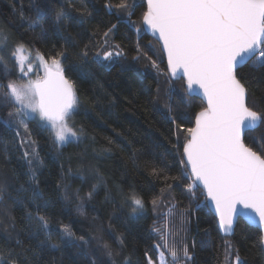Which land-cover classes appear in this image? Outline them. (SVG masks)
Returning a JSON list of instances; mask_svg holds the SVG:
<instances>
[{
	"label": "snow or ice",
	"instance_id": "snow-or-ice-1",
	"mask_svg": "<svg viewBox=\"0 0 264 264\" xmlns=\"http://www.w3.org/2000/svg\"><path fill=\"white\" fill-rule=\"evenodd\" d=\"M142 6L137 0H108L104 7L117 22L93 30L88 42L75 53L80 63L67 66V47L53 46L45 54L34 41L22 37L13 40L10 33L0 29V158L11 163L10 156L19 153L21 168H27L23 173L27 179L14 189L15 198L8 191L11 185L0 186V218H6L0 223L4 233L0 238V264H40L45 251H58L62 246L80 249L88 258L87 264H134V252L127 251L125 233L113 235L111 223L107 230L101 227L89 237L77 236L70 224L62 221L54 226L52 216L46 214L54 200L51 194L46 198L41 187L38 173L45 161L33 130L34 125L46 131L49 145L58 153L68 144L82 142L85 129L73 120L82 104L75 81L66 73L73 72L81 81L91 80V72L85 67L90 55L109 66L127 61L129 50L115 41L121 23L137 33L146 27L157 38L167 70L154 58L151 43L141 45L139 41L131 50L129 66L142 63L145 70L151 68L156 73V95L150 103L156 111L166 108L177 133L184 134L182 154L179 135L174 145L181 156L175 175L168 165L145 164L140 169L133 160L134 167L146 173L151 183H159L158 192L146 200L134 188L121 190L123 204L119 207L127 206L130 217L146 218L149 206L154 216L149 228L155 258L146 248L143 264H191L193 260L182 235L191 213L177 201L178 189L193 209L210 205L224 234H234L241 216L257 224L259 236L253 247L264 255V133L249 136L264 125V108L258 109L257 101L249 104L250 82L240 72L249 61L251 67L264 68V0H146V10L137 22L132 17ZM93 15L87 6L75 7L72 0H67V8L54 10L51 31L63 34L73 24L84 25ZM21 20L30 29L40 28V37H47L49 29L41 21H47L48 15L40 6L35 7L34 16L21 13ZM81 36L80 32L69 33L65 42ZM160 78L166 87H161ZM177 78L184 82L182 102L194 92L203 98L204 106L196 112L194 125L187 128L177 124L178 115H171V98L179 95L174 83ZM164 96L168 99L161 103ZM84 115H88L86 108ZM114 143L108 139L109 146ZM85 173L94 174L97 182L86 193L81 188L72 190L66 181L83 182ZM103 183V177L91 166L81 164L75 170H65L62 163L54 195L65 202V211L74 208L83 216L85 205ZM105 198L112 200L109 193ZM7 202L23 209L22 233L16 231ZM223 249L222 264H247L231 241L226 240ZM135 264L141 261L137 259Z\"/></svg>",
	"mask_w": 264,
	"mask_h": 264
},
{
	"label": "trees",
	"instance_id": "trees-1",
	"mask_svg": "<svg viewBox=\"0 0 264 264\" xmlns=\"http://www.w3.org/2000/svg\"><path fill=\"white\" fill-rule=\"evenodd\" d=\"M106 2L108 0H72L75 7L87 6L94 15L84 25L73 24L63 34H54L50 28L52 14L60 7L67 8V0H0V29L10 33L13 40L22 37L25 41H34L35 46L45 54L53 46L56 49L67 47L69 58L65 62L66 66L69 63L79 64L80 60L75 53L88 42L90 33L97 27L103 28L117 22L115 16L110 15L105 9ZM141 3L143 6L137 7L132 17L137 22L146 10L145 0H137L138 5ZM36 6H40L48 15L47 21H41L44 27L49 29L46 38L39 36L40 28L30 29L28 24L21 20V13L25 17L34 16ZM77 32L82 33V36L66 44L65 37L69 33L75 35ZM115 41L122 43L129 50L127 61H117L109 66L101 64L90 55L85 67L91 72V80L81 81L73 72L66 73L75 81L82 104L79 114L73 117L75 123L82 125L85 129L86 137L82 139V142L68 144L58 153L49 145L48 133L33 125L35 138L41 144L40 155L45 161V167L38 175L46 198L50 194L53 196L54 203L49 206L46 214L52 216L54 226L56 222L62 221L70 224L77 236L89 237L101 227L107 230L111 223L113 235L125 233L127 251L134 252L132 257L134 264L137 259L143 264V253L146 248L153 252L155 258V252L150 247L154 237L149 228L154 216L149 206L146 218L137 220L130 217L127 206L119 207L123 204L121 190L127 192L134 188L146 200L151 198L154 191L158 192L159 183H151L146 173L141 174L134 167L133 160L140 169H143L145 164H155L159 167L168 165L171 174L175 175L181 156L174 145L177 144L179 135V153L182 154L184 134L182 131L177 133L176 125L172 124L168 118L169 112L166 108L160 107L159 111H156L150 103L156 95V73L151 68L145 70L142 63L129 66L131 50L139 41L141 45L151 43L155 50L154 58L166 71L167 65L158 44L146 34L143 28L137 33L123 23L118 26ZM250 65L251 61L240 69L250 82L249 104L257 101V108H264V68ZM160 81L161 87H166L163 84V78H160ZM174 83L179 95L171 98V115L180 117L177 124H182L185 128L191 127L194 125L196 112L204 105L199 99L189 96L182 102L184 82L177 78ZM161 95L163 96V93ZM167 99L164 96L161 103ZM85 108L88 110L87 116L84 115ZM260 133H264V125H261L256 132H250L249 136ZM108 139L114 140L115 143L109 146ZM109 147L111 150L105 152L104 149ZM18 156L19 153L11 155V163H6L0 158V186L11 185L8 191L14 198L17 195L14 189L19 188L20 184L27 179L23 174L27 168L26 166L21 168L22 162L18 161ZM62 163L65 170L68 167L75 170L81 164L91 166L103 177L104 183L97 189L94 199L85 205L83 216L78 215L74 208L70 212L65 211V202L55 198L54 191L60 178ZM66 182L71 184L72 190L81 188L82 193H86L97 180L94 174L85 173L83 182L79 179ZM106 193L111 195L112 200H106ZM175 195L178 202L182 201L181 208H187L191 213L187 217L185 231L182 233L193 257L191 264H222L223 245L226 240L240 249V255L246 259L247 264H264V255L258 248L253 247L259 236L257 229L249 227L238 219L234 226V234H224L218 229L217 219L208 206L193 209L188 200L180 195L179 189ZM201 199H203L202 196ZM7 207L9 215L15 218L16 231L22 233L24 228L22 207L13 205L11 202H7ZM2 219L6 218H0V223ZM3 236L4 233L0 227V238ZM87 260L88 258L80 249L62 246L58 251H45L40 264H87Z\"/></svg>",
	"mask_w": 264,
	"mask_h": 264
},
{
	"label": "water",
	"instance_id": "water-1",
	"mask_svg": "<svg viewBox=\"0 0 264 264\" xmlns=\"http://www.w3.org/2000/svg\"><path fill=\"white\" fill-rule=\"evenodd\" d=\"M145 3H146V0H145ZM144 29V31L146 32V34L150 37V38H152L156 43H157V38L155 37V36H153V34L151 33V31L150 30H148L146 27H144L143 28ZM158 44V43H157ZM158 46H159V48H161V46L158 44ZM161 53H162V51H161ZM163 54V53H162ZM163 57H164V60H165V62H166V65H167V59H166V56L163 54ZM189 97H195V98H197V99H199L201 102H202V104L204 105V103H203V98H202V95L201 94H199L198 92H194L192 95H190ZM209 208H210V210L213 212V214L215 215V217H216V214H215V211H214V209L209 205L208 206ZM216 219H217V217H216ZM238 219H240L241 221H243L246 225H248L249 227H252V228H255V229H257L258 231H259V226L257 225V224H250L249 222H248V220L245 218V217H243V216H241V217H239ZM237 219V220H238ZM217 226H218V229L220 230V228H219V223H218V219H217ZM235 226V225H234ZM221 231V230H220Z\"/></svg>",
	"mask_w": 264,
	"mask_h": 264
},
{
	"label": "rangeland",
	"instance_id": "rangeland-1",
	"mask_svg": "<svg viewBox=\"0 0 264 264\" xmlns=\"http://www.w3.org/2000/svg\"><path fill=\"white\" fill-rule=\"evenodd\" d=\"M33 78H35V75H33Z\"/></svg>",
	"mask_w": 264,
	"mask_h": 264
}]
</instances>
